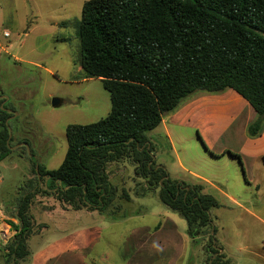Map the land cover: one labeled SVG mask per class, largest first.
<instances>
[{
	"label": "rangeland",
	"instance_id": "rangeland-1",
	"mask_svg": "<svg viewBox=\"0 0 264 264\" xmlns=\"http://www.w3.org/2000/svg\"><path fill=\"white\" fill-rule=\"evenodd\" d=\"M87 1L0 0V96L8 98L5 105L16 120L11 127L13 153L0 162V211L13 234L6 243L0 238V264L28 260L14 263L7 248L15 235L11 224H18V201L35 178L30 158L58 169L68 149L67 127L96 123L111 112V95L102 81L88 78L81 68L79 30ZM54 98L62 101L61 107L52 106ZM257 118L233 90L198 91L147 133L157 165L172 180L202 184L203 193L218 202L211 211L217 232L190 239L186 220L160 201L159 189L149 190L126 158L106 166L117 194L101 212L76 210L56 195L39 205L33 199L34 216L49 225L54 221V239L79 229H101L92 230L97 237L90 248L61 252L49 264H264V165L244 151L249 140L259 137L249 134ZM23 140L29 150L18 147ZM223 151L239 154L242 164L229 154L217 158L210 153ZM53 210L51 217L45 213ZM45 227L35 225L32 236ZM37 246L33 241L32 248Z\"/></svg>",
	"mask_w": 264,
	"mask_h": 264
},
{
	"label": "trees",
	"instance_id": "trees-1",
	"mask_svg": "<svg viewBox=\"0 0 264 264\" xmlns=\"http://www.w3.org/2000/svg\"><path fill=\"white\" fill-rule=\"evenodd\" d=\"M79 39L81 68L88 78L102 81L111 95V112L96 123L67 127L68 149L58 169L48 170L30 158L35 178L15 209L18 224H11L15 235L8 256L16 263L30 255L28 240L35 227L31 205L38 194L56 195L76 210L101 212L117 194L106 166L126 158L149 190L159 189L160 201L186 220L190 239L217 232L211 211L218 202L203 193L202 185L172 180L157 165L147 133L194 93L230 89L258 115L249 127L250 136L261 134L264 0H89L83 5ZM4 101L0 162L13 153L8 127L16 121L4 110ZM210 153L217 158L229 154L242 162L232 152Z\"/></svg>",
	"mask_w": 264,
	"mask_h": 264
},
{
	"label": "crops",
	"instance_id": "crops-1",
	"mask_svg": "<svg viewBox=\"0 0 264 264\" xmlns=\"http://www.w3.org/2000/svg\"><path fill=\"white\" fill-rule=\"evenodd\" d=\"M1 47L2 46L0 45V48ZM2 50H5V49L2 48ZM233 94L234 93H232V95H231V93H230V96L231 97L234 96L235 99H237L238 98V97H236L237 95H233ZM208 99H210V98L209 97L206 98V100H208ZM195 110H200V108L196 107ZM255 114H256V112H255ZM178 119H179V117L174 115V120H178ZM226 120H227V118H226ZM169 135L170 134H167V138H168L170 145H171L172 142H171ZM244 151L247 152L251 158L262 160V158L264 156V124H263L262 131H261V134L259 135V137L249 140L248 146H246ZM224 152L225 151L220 152V154H217V155H221ZM232 153L237 154L235 152H232ZM19 158L23 159L21 157H19ZM220 158H222V157H220ZM241 160H242V157H241ZM14 165L20 167V160H16ZM0 185L1 186L3 185L2 180H0ZM14 188H15V185H14ZM203 188H204V186H203ZM203 191H204V189H203ZM5 195L8 196L9 194L5 193ZM49 198L52 199L53 197L49 196V195L48 196L46 195L44 197L36 196L34 205H36L37 203L43 204L44 202H48L50 200ZM39 204H37V205H39ZM0 207H1V204H0ZM52 212H54V210L50 211V212L45 211V213L48 214L47 216H50V215L52 216ZM31 213H32V216L34 218V223H35L36 227H38L41 223L45 224L46 227L43 228V230L41 231L40 234H38L37 236H31L30 239L28 240V249H29L30 255L27 258L28 260L25 261L23 264H49L52 260L54 261V259H56V256L58 257V255L61 252L71 251V252L77 253V252L81 251V247H82V249H88L91 247L92 243L95 241V238L97 237V233H95V232L92 233V230L101 231L100 228H97L95 226L94 228H89V229H79L78 231H74V232L69 233V234H60L58 237H56L57 239H54V221L52 224L50 223L52 225L51 226L47 222H43L41 220H38L33 214V206L31 207ZM4 218H6L5 213L3 214L0 211V238L2 239V241L4 243H6V240L10 239L13 236V234H11L10 226L4 221ZM45 232H47V233L52 232V233L47 235V234H45ZM33 241L38 242V246L35 249L32 248Z\"/></svg>",
	"mask_w": 264,
	"mask_h": 264
},
{
	"label": "water",
	"instance_id": "water-1",
	"mask_svg": "<svg viewBox=\"0 0 264 264\" xmlns=\"http://www.w3.org/2000/svg\"><path fill=\"white\" fill-rule=\"evenodd\" d=\"M2 99H4L5 101L3 102V104H2V106L8 101V98L6 97V96H0V100H2ZM61 105V100L60 99H58V98H54L53 100H52V106L54 107V108H58L59 106ZM5 111H7V112H11V110H9V109H4ZM17 116V114H15L14 113V117H16ZM9 121H7V123H8ZM8 129H9V139H8V141H7V143H8V145L10 144V140L12 139V129H11V127L9 126L8 127ZM18 147H26L28 150H29V146H28V144L27 143H20L19 145H18ZM36 171L38 172V166L36 167ZM39 176V175H38ZM40 177V176H39ZM212 235H213V233H212Z\"/></svg>",
	"mask_w": 264,
	"mask_h": 264
},
{
	"label": "flooded vegetation",
	"instance_id": "flooded-vegetation-1",
	"mask_svg": "<svg viewBox=\"0 0 264 264\" xmlns=\"http://www.w3.org/2000/svg\"><path fill=\"white\" fill-rule=\"evenodd\" d=\"M4 105H5V104H4ZM61 106H62V101H61V105H60L59 107H61ZM59 107H58V108H59ZM7 109H9V108H7ZM9 110H10V109H9ZM9 113H10V112H9Z\"/></svg>",
	"mask_w": 264,
	"mask_h": 264
},
{
	"label": "built area",
	"instance_id": "built-area-1",
	"mask_svg": "<svg viewBox=\"0 0 264 264\" xmlns=\"http://www.w3.org/2000/svg\"><path fill=\"white\" fill-rule=\"evenodd\" d=\"M5 36H8V34H5Z\"/></svg>",
	"mask_w": 264,
	"mask_h": 264
}]
</instances>
